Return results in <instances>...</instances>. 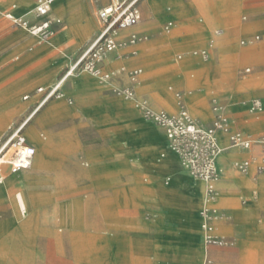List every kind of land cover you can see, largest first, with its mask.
Here are the masks:
<instances>
[{
	"label": "crops",
	"instance_id": "obj_1",
	"mask_svg": "<svg viewBox=\"0 0 264 264\" xmlns=\"http://www.w3.org/2000/svg\"><path fill=\"white\" fill-rule=\"evenodd\" d=\"M113 1L115 0H59L56 9L51 8V18L61 19L60 12H69L72 16L94 17L98 24L94 29L88 27V34L78 39L74 34L76 32L72 35L70 32L64 33L68 24L62 20L54 23L56 33L52 39L41 42L37 37L26 33L24 28L14 25L8 16H22L35 21L34 15L29 11L35 7L36 1L0 0V14L3 15H0V101L24 95L27 97L25 100L31 99V103L19 108L20 111L9 112L10 123L12 118L29 112L30 115L23 125L24 129L38 115L27 131L34 127L39 133H47L53 151L47 168L33 169L32 165L21 172L34 171L33 178H42L43 183L40 186H43L42 190H48L50 183L46 180H55L57 185H62L76 178H100L97 172L102 169H97L96 165L106 158L105 170L112 175L120 174L123 185L121 193L128 195L130 190H135L141 199L137 211L152 213L151 219L143 223L152 230V235L90 237L93 239L90 243L104 244L91 249L96 255L106 256L100 264H129L130 261L131 264H204L203 260L209 253V248L203 243L201 225L193 217L198 214V206L201 205L199 199L204 196V184L186 173L172 155V158L167 160L169 168L172 169V186L169 190L163 188L162 181L166 175L156 171L153 165L154 155L160 152L162 143L167 142V137L161 127L143 117L134 101L125 99L114 91L115 88L130 84L126 73H120L107 82L99 81L98 77L88 72L75 73L67 77L62 86L64 98H52L37 108L43 98V94L38 93L37 89L41 86L49 88L60 80L79 51L100 32L102 23L98 10ZM246 1L210 2L216 23L223 24L228 29L230 27L228 36L224 33V27L215 30V37L212 32L215 23L213 19L199 18V3L204 5L203 0H163L153 4L150 0H140L138 7L142 19L125 34L136 31L148 35V40L134 47L137 50L134 56L129 55L132 47L122 49L120 53L123 56L112 57L106 61L103 70L119 71L121 67L142 68L143 73L136 87L139 97L148 98L155 109L171 113L178 111V100L177 92L175 93L173 87L168 84L172 83L186 91L189 84H195V94L190 103H187L184 97L189 111L194 113L193 115L190 112L192 116L210 124L213 120L212 95L217 94L226 104L234 129L253 137L262 136L264 110L251 112L248 100L253 97L260 98L264 104V68L253 72L251 67H244L240 69L239 74L248 75L247 78L235 80L233 71L226 70L218 60H208L206 64V61L195 57L193 53L195 50L210 47V57L215 53L219 60L226 58L233 63L264 62V38L254 43L242 44L243 40L264 35V0ZM164 4L168 9H172L171 32L165 30V26L171 21L164 15ZM13 5H16V8ZM244 9L248 11L249 19L248 16H243L244 21L240 23L239 17ZM162 24L167 33L162 32ZM218 29H222L223 34L217 35ZM239 35H248L240 42L245 48L237 49L235 46L234 40ZM179 50L184 52L186 57L180 61L181 58L178 57L182 54L179 53L175 61L173 55ZM161 61L169 65L172 75L159 72L157 65ZM199 67L213 72L212 82L188 81L186 74L193 76ZM145 68L154 74L152 78L149 79ZM28 92L33 94H27ZM219 135L221 145L227 148V135L221 132ZM90 138L97 144L85 146V142H89ZM29 143L30 146H35ZM34 148L36 152V147ZM250 156H261L260 149H226L219 156L222 178L218 183L221 193L218 203L230 208H220L227 217L217 222V227L220 226V233H231L232 235L223 236L234 243L231 247L233 250L221 252L219 264H264V250L256 249L264 243V172L257 179V176H254L258 174L255 165L244 176L235 174L237 170L233 166L235 160ZM9 173L13 174L10 165H0V178L4 177L2 182L8 180ZM30 180L25 173L10 180L8 186L0 189V200L11 203L10 198L21 188L35 190L37 193L38 188ZM244 182L254 183L256 186L244 187ZM72 191L62 193L83 194L80 190ZM166 196H172L180 202L177 218L172 214L171 219L169 210L163 205V198ZM240 197L249 199L245 204H241ZM79 210V205H75L72 211ZM77 217L78 215L74 214V221L69 222V225H76L79 221ZM246 220L252 224L249 234L245 228ZM60 222L63 224L64 220L59 221L57 216L53 220L57 227ZM241 248H244L245 253H241ZM109 254L111 257L108 258Z\"/></svg>",
	"mask_w": 264,
	"mask_h": 264
},
{
	"label": "rangeland",
	"instance_id": "obj_2",
	"mask_svg": "<svg viewBox=\"0 0 264 264\" xmlns=\"http://www.w3.org/2000/svg\"><path fill=\"white\" fill-rule=\"evenodd\" d=\"M37 1V0H35ZM59 0H56L54 4L58 3ZM149 1V0H143ZM158 1L161 3L163 0H150L152 4ZM201 2L202 0H197ZM204 5L199 3V7L201 8V13L199 18L203 20H212L215 22L212 26V32L215 36V30L217 28H224L223 24L216 23L215 18L212 16V7L210 2L212 0H203ZM249 1V0H247ZM246 1V2H247ZM53 4V6H54ZM155 5V4H154ZM52 6V7H53ZM245 6V3H244ZM164 15L168 19V21L172 20V9L168 10L166 4L163 5ZM34 7L30 9L29 13H32ZM68 17L73 19V23L68 24V29L66 30L67 33H74L76 34L78 39H82L87 35V33H83V28L87 25L86 20H82L84 15H70L69 12ZM6 14V13H3ZM1 15V14H0ZM3 16V15H1ZM243 16H248L249 13L245 9L242 11L239 17V22L242 23ZM83 24H85L83 26ZM164 24L161 25V30L163 33H167L164 29ZM226 28V27H225ZM172 28L170 29L171 32ZM230 31L226 28V32L224 33L228 36ZM26 33L29 34L27 30ZM30 35V34H29ZM248 35H239L235 38V46L237 49L245 48L241 45V40ZM152 37V36H151ZM216 37V36H215ZM78 52V51H77ZM182 54V58L180 61L184 60L186 55L182 51H176L173 55L175 61L177 54ZM195 56V55H194ZM195 57L203 59L200 55H196ZM209 60H218L220 65H223L226 70L233 71V77L235 80H245L248 75H240V69L244 67H251L252 71L262 70L264 68V62L260 63H251V62H236L233 63L229 59H222L219 60L215 56V53L211 54ZM172 62V55L171 61ZM208 64V61H206ZM157 69L159 72L166 74H171L169 70V65L164 63L163 61L159 62L157 65ZM118 71V70H114ZM84 72L79 71L77 73ZM146 74L149 76V79L154 76L153 73L148 72L145 68ZM87 73V72H86ZM64 74V73H63ZM61 75V77L63 76ZM75 73H73L74 75ZM72 75V76H73ZM213 72L207 71L204 67H199L198 70L195 71V74L191 76L190 74H186L188 81L192 80L193 82L198 81L201 82H212L211 79ZM60 77V78H61ZM209 79V81H208ZM99 81L100 78H98ZM169 86L173 87V91L183 93L185 97V93L192 90L191 94H187V103H190L192 97L194 96V87L195 84H189V89L187 91L182 89L178 86L173 85L172 83L168 84ZM42 88L46 89L45 87L41 86ZM38 88V87H37ZM36 88V89H37ZM36 89L34 92H36ZM172 91V90H171ZM186 91V92H185ZM26 94V93H25ZM27 94H33L28 92ZM41 95V94H40ZM63 96L60 99L64 98ZM213 97H217L219 95L214 94ZM23 97L16 98L15 103H12L10 99L6 101H0V153L4 155L7 150H9L4 158H7L14 152V148L11 147L13 140L11 141L12 137L16 133V131L24 125L26 118L30 115L29 112L21 116H17L12 118L10 123V111L11 112H18L19 109L15 107H25L27 104L31 103V99H24ZM254 98V97H253ZM248 100L249 109L250 103L252 99ZM178 100V98H177ZM136 106L135 102H133ZM186 108L189 110L186 103ZM179 110V107H178ZM193 115L194 113L190 110ZM197 113V112H196ZM36 115L32 121L27 125L19 135L23 137H27L28 131H30L34 127H30L27 131V128L32 125L37 118ZM27 131V133H25ZM38 137L44 139L41 135L45 134L47 137L45 140L49 141V137L47 133H39L37 131ZM3 137V138H2ZM11 141V142H10ZM89 142H85V146H93L97 143L92 138L88 139ZM27 145H31L26 138ZM35 145V144H34ZM11 147V148H10ZM36 149L37 146L35 145ZM10 148V149H9ZM8 154V155H7ZM1 155V158H3ZM53 155V151L51 150L50 155L48 156V162ZM80 155V153H79ZM172 155L175 156L177 162L179 163L180 167L188 173L178 155L169 147L168 142L162 143V149L158 154L154 155V168L156 171L163 173L166 175L165 179L162 181V186L166 190H169L172 186V169L169 168L170 164L167 163V160L172 158ZM101 159V163H97L96 168L102 169L98 170L97 175L101 177L98 179H73L70 181L65 182L64 184L57 185L55 180H46L49 182V189L42 190L40 186L43 183V179L37 178L34 179L32 174L34 171L26 170L22 171L31 179L30 182L38 188L37 193H35L36 205L34 208L28 209L26 215H24L18 205L15 202V197L13 195V200L10 201H3L0 200V264H100L104 262L105 255L99 256L92 253L93 248L98 246H104V244H96L90 243L92 241L90 237H102V236H142V235H152V230L147 228V222L145 220H149L152 217V213L149 211H137L138 204L140 203L139 196L136 195L135 190H130L128 195H124L121 193V188L123 187L122 182L120 180V174L117 173L116 175L109 174L106 170V163L105 160ZM87 164V163H85ZM96 164V163H95ZM90 164L89 167H91ZM87 167V166H86ZM101 167V168H100ZM256 171V170H255ZM21 171L17 173H13L14 178H18L23 175ZM237 175L244 176V173L239 171L234 172ZM190 175V174H189ZM260 174H256L258 179ZM252 179V178H251ZM45 181V179H44ZM245 183V182H244ZM2 187V185H0ZM244 187H255L256 185L253 184H244ZM75 188V189H74ZM132 188V187H131ZM70 190V192L74 191H81L83 194H63L62 192H66ZM16 190L15 192H17ZM46 192V193H43ZM49 192V193H48ZM220 191L218 189L217 200L214 206L218 209L220 208H230V206L219 204L218 200L220 198ZM248 197H240L241 204H245L248 201ZM201 201V205L198 206V214L193 215L195 221H197L200 225L202 222L201 218V209L204 206L203 198L199 199ZM180 202L173 198L172 196H166L163 198V205L169 210L171 219L172 214L174 218H177V214L179 213V206ZM75 205H79L80 210L79 212L72 211ZM127 206V207H126ZM195 209L197 206H193ZM76 214L79 217V221L76 225H69V222H73V215ZM59 221L64 220L57 224H53V220L56 218ZM77 217V218H78ZM144 219V220H143ZM262 219L264 220V214L262 215ZM144 221L146 222L145 224ZM68 222V226H67ZM65 223V224H64ZM76 223V222H75ZM251 225L248 220H246V232L247 234L251 231ZM61 226V227H60ZM146 226V228H144ZM67 231V232H66ZM221 231L220 226L217 227L215 233L223 236V235H232L220 233ZM225 237V236H223ZM229 240V239H228ZM233 242L232 240H230ZM234 243H230L228 245L219 246H209V253L206 254L204 257L203 263L204 264H219L221 252L222 251H229L233 250L231 248ZM238 242L236 247H238ZM111 246V245H106ZM258 251L264 250V243H261L256 248ZM95 251V250H94ZM91 252V253H90ZM241 253H245L244 248H241ZM110 254L107 256L109 258ZM111 257V256H110ZM102 259V260H101ZM101 260V261H100ZM100 261V262H99ZM132 262L130 261L129 264Z\"/></svg>",
	"mask_w": 264,
	"mask_h": 264
},
{
	"label": "built area",
	"instance_id": "obj_3",
	"mask_svg": "<svg viewBox=\"0 0 264 264\" xmlns=\"http://www.w3.org/2000/svg\"><path fill=\"white\" fill-rule=\"evenodd\" d=\"M54 1H36L32 12L35 21H30L22 16H8L14 25L24 28L41 42H48L56 33L54 23L60 22V20L50 17ZM139 1L115 0L98 10V16L102 23L100 32L79 51L60 78V82L71 76L72 73L79 71L91 73L103 82L111 81L120 73H126L130 84L125 87L115 88L114 91L125 99L134 101L146 120L152 121L164 130L169 147L178 155L184 169L195 180L204 184V206L200 214L204 245L209 247L232 244L233 242L226 237L215 233L217 222L227 217L224 212L214 206L218 195V183L222 178L219 156L226 149L250 151L258 148L261 151V156H250L235 160L233 166L237 171L248 174L252 166L255 165L256 172L260 174L264 172V135L253 137L234 129L227 113L226 104L217 97H213L211 100L213 120L210 124H205L200 119L192 116L184 104V95L181 92L176 93L179 107L176 113L155 109L148 98L139 97L136 87L143 73L142 68L127 69L126 67H121L119 71L103 70V64L106 61L112 57L120 58L123 56L120 53L122 49L132 47L133 49L129 55L134 56L137 54V50L134 47L148 40V35L136 31L125 34L126 31H130L137 26L142 19L141 10L138 7ZM172 26L173 23L169 22L165 26V30L169 31ZM216 34H223V30L218 29ZM262 38H264V35H256L252 39L243 40L242 44L254 43ZM193 53L194 55L202 56L204 59H209L210 47L195 50ZM178 58H182V56ZM62 86L61 83H56L46 89L38 88L37 92L42 93L43 98L37 108H40L52 98L63 96ZM263 110L264 104L262 100L260 98L252 99L250 111L258 113ZM22 127L16 131L18 135L12 137L11 141L13 140V143L11 147H14V152L4 162V164L10 165L13 173L30 168L32 156L35 154V148L27 145L26 138L19 135ZM220 132L228 137L229 146L227 148L221 145ZM3 180L4 177L0 178V181Z\"/></svg>",
	"mask_w": 264,
	"mask_h": 264
},
{
	"label": "bare ground",
	"instance_id": "obj_4",
	"mask_svg": "<svg viewBox=\"0 0 264 264\" xmlns=\"http://www.w3.org/2000/svg\"><path fill=\"white\" fill-rule=\"evenodd\" d=\"M56 1V0H55ZM54 1V2H55ZM53 2V4H54ZM52 4V6H53ZM57 6V3L54 4L53 6V9H56L55 7ZM69 6V5H68ZM14 8H16V5H13ZM64 9V8H63ZM68 9V8H67ZM66 10V9H65ZM168 10H171V9H168ZM59 16L61 17V19H58L60 21H65L67 22V24L69 23H73V19L72 18H69L68 16V13L67 12H60L59 13ZM82 20H86V24H87V27H84L83 28V33H87L90 31V28L88 27H91L92 29H94V27L97 26L98 22L97 20L94 18V17H91V18H86V16L83 17ZM172 22V20H170ZM65 34L67 33L66 31L64 32ZM202 57V56H201ZM203 58V57H202ZM204 62L205 61H208L209 59H202ZM73 75V73H72ZM71 75V76H72ZM67 80V77L65 79H63L62 82H60V80L57 82V83H61L62 85L64 84V82ZM191 94L192 93V90H190L189 92H186L185 93V99H186V102H187V94ZM26 97V96H25ZM24 97V99H25ZM27 98V97H26ZM11 102L12 103H15L16 101V97L15 98H10ZM16 109H19L18 106L15 107ZM21 108V107H20ZM172 108V107H171ZM26 123V122H25ZM23 129V127H22ZM21 129V130H22ZM18 134H14L13 137L17 136ZM44 139H41L40 137H38V134H37V130L35 128H32L30 131H28L27 133V139L29 142L35 144L37 146V149H36V152L35 154L32 156V164L30 166V168L32 167L33 165V169L34 168H41V169H45L47 168V165H48V156L50 155L51 153V150H52V145L50 143V141L48 140H45L47 137L45 136V134H42L41 135ZM35 147V146H34ZM14 148V147H13ZM3 152L0 153V163L1 165L6 161L5 159L6 158H1V155H2ZM8 155V154H7ZM34 162V164H33ZM20 172V171H19ZM17 173V172H16ZM24 174V173H23ZM14 174L12 173H9L8 174V180H6L5 182H2L0 181V185H2V187L0 186V189L5 187V186H8L9 184V181L10 180H14L16 178L13 177ZM18 186V185H17ZM12 189V188H11ZM32 191V190H31ZM30 190L28 189H25V188H21L19 189L14 197H15V202L18 203L22 213L24 215H26V213L28 212V209L30 208H34L35 205H36V199H35V193L34 191L31 192ZM9 193V192H8ZM13 196L11 197V200H13L14 198ZM203 208V207H202ZM202 210V209H201ZM201 214V213H200Z\"/></svg>",
	"mask_w": 264,
	"mask_h": 264
}]
</instances>
